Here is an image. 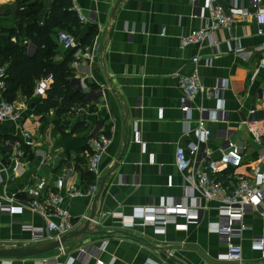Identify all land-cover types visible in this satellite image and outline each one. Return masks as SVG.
I'll use <instances>...</instances> for the list:
<instances>
[{
	"label": "crops",
	"instance_id": "1",
	"mask_svg": "<svg viewBox=\"0 0 264 264\" xmlns=\"http://www.w3.org/2000/svg\"><path fill=\"white\" fill-rule=\"evenodd\" d=\"M36 1L40 5L36 22L44 27L54 7L68 0ZM261 2L264 5V0ZM217 4L228 11L233 2L217 0ZM76 5L87 21L81 22L69 8L67 12L78 23L64 22L65 30L54 28L49 37L58 46L57 33L64 31L77 40L79 48H88L92 54L75 67L73 52L58 46L53 59L72 56L70 86L83 97V103L64 114L51 110L41 119L32 105L36 98L26 99L19 91L12 103L22 112L20 122L0 125L4 169L0 203L13 211L10 215L0 213V251L42 252L32 257H0V264H42L45 260L95 264L93 257L86 260L77 249L96 248L103 241L106 247L99 259L104 264H234L217 260L225 246L207 228L218 219L219 203L206 201L195 188L192 202L200 215L187 230L180 228L185 224L181 217L161 228L140 222L129 229L103 218L97 227L89 222L78 225L76 232H84L64 241L61 254L50 242L32 243L30 234L21 228L45 225L43 218L27 209L24 192L40 179L51 183L62 165L74 167L68 185L87 190L94 183L86 169L87 141L99 132L111 138V143L101 158L97 192L93 197L64 200L63 208L73 220L83 214L96 220L109 212L129 216L134 208L147 204L158 207L178 202L184 188L191 186L189 176L196 183L206 160L218 158L225 132L232 142L244 146V154L242 165L220 176L221 181L227 183L228 176L231 181L247 179L253 169L264 167L258 161L262 145L243 124L252 111L254 117L264 118V17L247 18L229 30L211 33L200 46L181 48L180 38L198 29L208 17L207 0H77ZM238 5L249 8V1L239 0ZM17 14L15 0H0V43L9 34L15 42L22 24ZM25 44L31 56L35 48L29 41ZM237 49L242 53H236ZM194 57L199 58L197 68L191 62ZM194 71L207 91L221 84L224 88L217 99L197 95L187 116L180 110L183 95L173 76ZM222 114L225 121L219 120ZM199 121L210 131L202 144L197 137ZM16 142L24 156L14 165L8 157ZM27 142L31 145H25ZM191 144L198 151L195 156L188 154L191 166L180 173L175 166L176 149ZM260 208L264 210V199ZM259 237L264 241L260 210L243 218L237 241L242 246L241 264H264L260 253L251 249L253 239Z\"/></svg>",
	"mask_w": 264,
	"mask_h": 264
},
{
	"label": "built area",
	"instance_id": "2",
	"mask_svg": "<svg viewBox=\"0 0 264 264\" xmlns=\"http://www.w3.org/2000/svg\"><path fill=\"white\" fill-rule=\"evenodd\" d=\"M232 7L224 11L217 4V0H207L206 10L208 17L203 19L201 26L191 31L187 36L180 38V47L202 45L207 42L210 34L219 30H229L233 24L244 22L250 17H264V5L261 0H248L249 8L238 5L239 0H231ZM77 0H70V10L73 11L81 22L87 21V17L76 5ZM58 46L64 51H71L75 57L74 66L78 67L82 61L91 59L93 56L88 48L81 49L77 40L70 34L59 31L56 36ZM236 53H242V49L235 50ZM194 68L199 65V58L194 57L191 60ZM264 68V63L262 65ZM196 70V69H195ZM173 78L178 81L179 89L182 92L183 99L180 106L181 112L190 115L191 103L197 95H205L210 99H217L224 88V84L216 87L212 91H207L200 80L197 71L190 75L174 74ZM6 70L0 66V94L5 88ZM52 77L47 76L40 80L33 92L35 98H44L48 90ZM21 110L13 103H9L0 98V125L3 123H19L21 120ZM215 120H217L215 118ZM219 120H224L223 114ZM248 133L254 138L255 142L262 145L258 153V161L264 166V118L254 117V111L250 112V119L243 122ZM198 141L202 144L210 136V131L204 128L203 121L198 122ZM188 130H186V134ZM140 140L137 136V143ZM111 143V138L106 134L99 132L89 138L87 146L89 156L86 163L87 171L92 175L94 183L87 189L81 190L75 185H68V179L74 172L71 165H62L52 182L40 179L25 190V201L27 209L45 220V225L41 228L31 225H21L23 231L28 232L31 242L40 244L43 242L58 243V250L64 254L63 243L61 239L71 232L76 231L77 226L84 222L100 226L103 218H111L117 221L121 228L129 229L137 226L138 223L152 225L154 228H161L178 217L185 220V224L180 228L187 230L189 224H196L199 220L200 211L198 206L193 204L192 192L195 188L200 195L209 202H218V219L216 222L207 225L208 231L220 238L225 246V252L217 258L219 262L241 264L243 258L242 246L237 242L241 238L243 230V218L247 214H254L260 210L261 216H264V210H261L260 203L264 199V167H256L249 175V178H239L224 183L219 178L231 170H236L243 163L244 146H239L230 140L227 132L223 135V142L219 148V156L216 159H208L205 167L197 175L196 183L192 182L189 176L188 180L191 186L185 187V193L182 199L172 204H162L158 207L145 205L134 208L129 216H124L119 212L102 213L98 219H93L89 215H81L73 220L70 213L63 208L65 199H76L85 196L93 197L97 192V182L101 175V158ZM25 145H31L27 142ZM197 147L193 144L187 149L178 147L175 152V166L180 173L186 172L190 165L189 155L195 156ZM24 156L19 142L13 144L12 152L8 161L12 164H18ZM2 156L0 155V174L3 172ZM13 199L10 200L12 202ZM191 201V202H190ZM12 207L0 203V213H12ZM67 238L66 240H70ZM65 240V241H66ZM262 238H255L251 244L253 251L259 252L264 259V243ZM106 242L103 241L98 247L85 246L77 249L80 256H85L86 260L95 259V264H104L99 259L104 252ZM57 259V257H55ZM42 264H58L55 261L45 260Z\"/></svg>",
	"mask_w": 264,
	"mask_h": 264
},
{
	"label": "trees",
	"instance_id": "3",
	"mask_svg": "<svg viewBox=\"0 0 264 264\" xmlns=\"http://www.w3.org/2000/svg\"><path fill=\"white\" fill-rule=\"evenodd\" d=\"M15 1L17 15L24 28L22 24L19 26L15 42L11 40L12 34L1 39L0 66H6L5 88L1 95L9 103L15 100L16 93L19 91L26 99H31L36 82L51 76L52 80L45 97L36 98L32 104L34 113L41 119L45 118L51 110L56 111V114L67 113L74 105L83 103V97L79 93H74L70 86L72 74L69 64L72 56H63L60 61H53L58 46L53 43L49 35L57 27L65 30L64 22L65 24L78 23L75 17L67 12L70 1L54 7L44 27H39L36 22L40 9L36 0ZM25 41L32 43L35 48L31 56H28L26 52Z\"/></svg>",
	"mask_w": 264,
	"mask_h": 264
},
{
	"label": "water",
	"instance_id": "4",
	"mask_svg": "<svg viewBox=\"0 0 264 264\" xmlns=\"http://www.w3.org/2000/svg\"><path fill=\"white\" fill-rule=\"evenodd\" d=\"M97 196V195H96ZM84 231L81 232H71L69 235L63 237L61 239V242L63 243L67 238H73V237H77L79 235H81ZM50 247L53 248H57L58 247V243L53 242V243H49ZM41 251L38 252H32V251H21V252H11V251H0V257H6V258H16V257H32V256H36L41 254Z\"/></svg>",
	"mask_w": 264,
	"mask_h": 264
}]
</instances>
